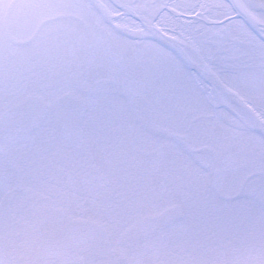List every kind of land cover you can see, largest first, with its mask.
Masks as SVG:
<instances>
[{"label": "snow or ice", "instance_id": "obj_1", "mask_svg": "<svg viewBox=\"0 0 264 264\" xmlns=\"http://www.w3.org/2000/svg\"><path fill=\"white\" fill-rule=\"evenodd\" d=\"M0 264H264V0H0Z\"/></svg>", "mask_w": 264, "mask_h": 264}]
</instances>
